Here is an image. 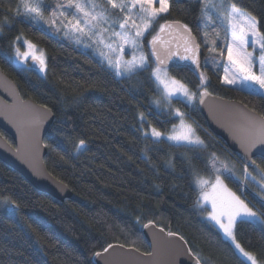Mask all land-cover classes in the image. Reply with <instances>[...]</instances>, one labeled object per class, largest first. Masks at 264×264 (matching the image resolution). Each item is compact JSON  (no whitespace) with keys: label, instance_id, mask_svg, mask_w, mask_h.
Wrapping results in <instances>:
<instances>
[{"label":"trees","instance_id":"1","mask_svg":"<svg viewBox=\"0 0 264 264\" xmlns=\"http://www.w3.org/2000/svg\"><path fill=\"white\" fill-rule=\"evenodd\" d=\"M226 2L257 21L264 46V0ZM61 3L47 0L43 12L49 15ZM24 4L0 0V68L15 80L24 99L55 114L45 137V162L83 203L60 201L36 189L0 160V264H96L95 254L113 244L146 253L150 246L142 229L147 223L183 237L201 264H252L207 220L211 210L199 203L195 179L215 180V164H224L229 173L220 174L227 185L262 218L237 220L234 236L257 264H264V158H255L253 168L243 165L208 129L198 106L205 88L264 116V95L224 82L225 52L207 36L212 15L203 1L169 0L168 11L143 39L147 65L120 79L91 51L35 22ZM168 20L182 21L203 49L201 74L185 67L168 69L196 95L192 103L179 97L165 101L153 77L156 63L149 42ZM19 38L46 56L44 72L15 63ZM184 119L194 125L199 142L154 136V130L169 133Z\"/></svg>","mask_w":264,"mask_h":264},{"label":"rangeland","instance_id":"2","mask_svg":"<svg viewBox=\"0 0 264 264\" xmlns=\"http://www.w3.org/2000/svg\"><path fill=\"white\" fill-rule=\"evenodd\" d=\"M23 1L26 2L24 10L34 17L35 22L51 27L65 39L91 51L118 79L147 65L143 39L155 19L169 9V0H62L61 5L46 15L43 5L47 0ZM202 1L204 10L212 15L207 17V36H212L225 52L224 82L264 95V46L257 21L226 0ZM204 41L210 42L208 37ZM33 57L41 59L43 63L46 60L36 45L19 38L15 42V63L27 67ZM41 71L44 72V68ZM153 77L163 91L165 101L174 97L186 98L191 103L198 100L184 83L169 74L168 69L156 65ZM153 133L156 138H168L174 142H199L194 125L185 119L169 133L155 130ZM214 169L218 174L215 180L205 176L195 179L196 187L200 190L199 203L211 210L207 220L246 259L257 264L255 258L235 240L234 228L239 219L260 221L262 218L257 210L227 185L220 174L229 173L224 164H215Z\"/></svg>","mask_w":264,"mask_h":264},{"label":"water","instance_id":"3","mask_svg":"<svg viewBox=\"0 0 264 264\" xmlns=\"http://www.w3.org/2000/svg\"><path fill=\"white\" fill-rule=\"evenodd\" d=\"M160 68H189L201 74L202 46L194 32L182 21L168 20L149 43ZM28 65L36 70L42 61L33 57ZM198 106L208 129L227 144L230 152L246 167L255 166V158H264V116L238 100L199 91ZM55 120L53 111L32 99H24L15 80L0 68V160L19 172L36 189L64 201L83 200L54 177L45 158V137ZM1 131L13 140L8 141ZM149 252L113 244L94 256L96 264H201L186 240L155 223L142 229Z\"/></svg>","mask_w":264,"mask_h":264}]
</instances>
